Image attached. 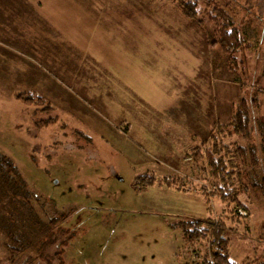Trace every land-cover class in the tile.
I'll list each match as a JSON object with an SVG mask.
<instances>
[{
  "label": "rangeland",
  "instance_id": "1",
  "mask_svg": "<svg viewBox=\"0 0 264 264\" xmlns=\"http://www.w3.org/2000/svg\"><path fill=\"white\" fill-rule=\"evenodd\" d=\"M175 1L0 0V153L47 214L14 263L0 232V264H105L134 230L211 213L235 229L233 262H264V193L245 194L247 210L208 201L211 169L193 158L241 98L264 115V0H212L240 29L236 60L205 11L191 22ZM27 92L51 103L58 122L39 128L45 116L17 99ZM144 174L186 178L189 191L137 194ZM189 246L183 264L209 262L208 241Z\"/></svg>",
  "mask_w": 264,
  "mask_h": 264
},
{
  "label": "trees",
  "instance_id": "2",
  "mask_svg": "<svg viewBox=\"0 0 264 264\" xmlns=\"http://www.w3.org/2000/svg\"><path fill=\"white\" fill-rule=\"evenodd\" d=\"M201 2H204L206 9L200 7ZM175 4L181 16L191 22H198L199 15L201 17L205 11L210 23L216 28L220 49L231 55L232 60H236L233 54L242 47L240 29L216 2L176 0ZM201 22L197 23L200 29ZM262 92L264 94V90ZM17 99L34 107V116H45V119L37 123L39 128H47L58 122L56 108L46 103L43 97L27 92L19 94ZM261 111V105L255 98H241L235 107L232 121L228 125L217 126L210 139L202 142L201 148L194 149L195 161H205L211 169L214 189L208 193L205 187L201 188L202 196L208 201L212 198L247 210L240 199L249 191L264 193V115ZM254 131L260 135L259 143L254 141ZM155 186L184 193L189 191V180H161L152 174H144L136 178L133 189L141 194ZM44 204L42 197L30 188L14 161L0 153V232L6 239V251L12 263L35 246L31 237L37 236L39 229L45 225L43 217H47V214L44 212ZM209 211L212 212L211 209ZM233 215H236L234 211ZM172 227L181 232L185 245L209 242L210 260L208 262L207 257L205 264H236L231 260L229 252L230 236L235 233V229L223 219H215L211 213L209 217L189 218L173 223Z\"/></svg>",
  "mask_w": 264,
  "mask_h": 264
},
{
  "label": "crops",
  "instance_id": "3",
  "mask_svg": "<svg viewBox=\"0 0 264 264\" xmlns=\"http://www.w3.org/2000/svg\"><path fill=\"white\" fill-rule=\"evenodd\" d=\"M174 223V222H173ZM171 223L155 222L147 225L141 231L134 230L122 242V251L118 248L107 258L105 264H183L181 247L183 244L181 232L175 230ZM137 238V240H136Z\"/></svg>",
  "mask_w": 264,
  "mask_h": 264
},
{
  "label": "built area",
  "instance_id": "4",
  "mask_svg": "<svg viewBox=\"0 0 264 264\" xmlns=\"http://www.w3.org/2000/svg\"><path fill=\"white\" fill-rule=\"evenodd\" d=\"M198 254H196V256H197Z\"/></svg>",
  "mask_w": 264,
  "mask_h": 264
}]
</instances>
